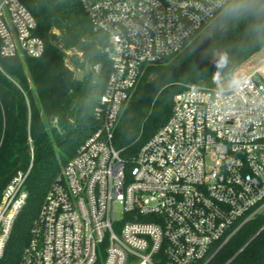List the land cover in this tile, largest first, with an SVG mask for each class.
Segmentation results:
<instances>
[{
	"label": "built area",
	"instance_id": "2783aa9c",
	"mask_svg": "<svg viewBox=\"0 0 264 264\" xmlns=\"http://www.w3.org/2000/svg\"><path fill=\"white\" fill-rule=\"evenodd\" d=\"M79 1L107 38L111 73L94 108L98 128L51 183L19 264H209L264 215V59L234 74L244 81L237 90L176 94L170 119L129 167L113 138L132 93L148 68L185 51L218 13L211 0ZM37 30L21 0H0L1 57H41ZM30 156L0 200V259L27 201L33 149Z\"/></svg>",
	"mask_w": 264,
	"mask_h": 264
},
{
	"label": "trees",
	"instance_id": "16d2710c",
	"mask_svg": "<svg viewBox=\"0 0 264 264\" xmlns=\"http://www.w3.org/2000/svg\"><path fill=\"white\" fill-rule=\"evenodd\" d=\"M21 1L36 16L45 52L39 58L0 56V200L17 173L28 171L31 149L34 153L25 181L27 201L0 264H19L51 183L97 130L94 108L111 73L103 52L107 38L94 29L79 0ZM214 22L185 51L148 68L132 93L113 138L129 167L170 119L176 94L188 87L220 88L213 80L220 54L229 56L223 73L228 76L264 49L244 22L227 27ZM97 64L100 73L93 71ZM209 264H264V215L247 224Z\"/></svg>",
	"mask_w": 264,
	"mask_h": 264
},
{
	"label": "clouds",
	"instance_id": "9594fccd",
	"mask_svg": "<svg viewBox=\"0 0 264 264\" xmlns=\"http://www.w3.org/2000/svg\"><path fill=\"white\" fill-rule=\"evenodd\" d=\"M211 12L218 13L214 26H235L244 22L249 33L264 43V0H211ZM228 64V54H220L215 61L213 80L223 91L237 90L244 81L236 75H223Z\"/></svg>",
	"mask_w": 264,
	"mask_h": 264
},
{
	"label": "rangeland",
	"instance_id": "374dc122",
	"mask_svg": "<svg viewBox=\"0 0 264 264\" xmlns=\"http://www.w3.org/2000/svg\"><path fill=\"white\" fill-rule=\"evenodd\" d=\"M264 59V49L259 51L258 53L254 54L247 62H245L243 65H241L235 72L236 74L238 71L240 74L250 73L252 72L257 65L261 63V61ZM62 131L61 129L58 130V132Z\"/></svg>",
	"mask_w": 264,
	"mask_h": 264
}]
</instances>
